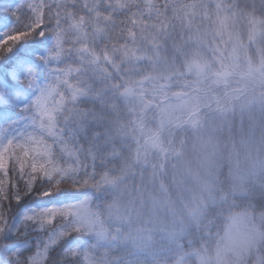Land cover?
<instances>
[{
  "label": "snow or ice",
  "instance_id": "obj_1",
  "mask_svg": "<svg viewBox=\"0 0 264 264\" xmlns=\"http://www.w3.org/2000/svg\"><path fill=\"white\" fill-rule=\"evenodd\" d=\"M225 0L0 4V264H97L108 117Z\"/></svg>",
  "mask_w": 264,
  "mask_h": 264
},
{
  "label": "trees",
  "instance_id": "obj_2",
  "mask_svg": "<svg viewBox=\"0 0 264 264\" xmlns=\"http://www.w3.org/2000/svg\"><path fill=\"white\" fill-rule=\"evenodd\" d=\"M230 4L247 46L237 69L224 67L226 75L215 62L165 83L151 69L135 95L150 108L134 111L128 99L109 115L96 219L117 238L109 246L96 239L97 264H230L216 256L234 218L257 232L236 264H264V0ZM205 126L214 153L194 148Z\"/></svg>",
  "mask_w": 264,
  "mask_h": 264
},
{
  "label": "rangeland",
  "instance_id": "obj_3",
  "mask_svg": "<svg viewBox=\"0 0 264 264\" xmlns=\"http://www.w3.org/2000/svg\"><path fill=\"white\" fill-rule=\"evenodd\" d=\"M230 1L232 0H225V3L229 4L231 8L227 18L221 13L219 16H215L210 22H206L203 26L204 32L201 30L196 37L192 38V42L186 47L176 52H172L170 58L161 61L154 69H152V72H155L156 76L158 78L160 77V80H164L163 82L165 83V76H171L178 73L183 75H200L203 71H208L211 68L215 69V66H213L215 62L222 70L224 67L229 69V65L237 66L236 69L239 67L238 62L243 55H245L247 46L244 44L241 35L235 33V30L233 29V26L238 21V16L236 15L234 5H231ZM257 26L258 23H255L254 31ZM192 46L193 48L191 49ZM215 51L219 52L215 57L210 59L208 55ZM223 73L227 75L230 72L223 70ZM141 100L140 97L134 96L129 99L128 103L131 107L132 103H136L134 111L136 109L146 112L150 108V104L145 103L140 107ZM124 103L126 104V102ZM212 131V128L205 126L202 131L197 132L195 135L196 144H194V148L196 149L200 147L201 149H206L208 147L209 151L214 153V150L211 149L209 144ZM140 155L141 153L137 154L136 160ZM139 161H142V158H140ZM129 174L130 173L127 172L125 176L122 177V181L126 180L129 177ZM118 184L119 182L114 183L113 185ZM152 201L155 205L151 208H158V199L155 200L153 198ZM97 225L99 235L96 239L102 245H112L116 241L117 233L109 231L108 229L106 231L99 220H97ZM256 237V230L251 229L250 225L245 223L242 219L234 218L216 257L229 260L228 262L230 264H236L237 259L251 248L255 247L257 241ZM138 242L142 243L143 237H140Z\"/></svg>",
  "mask_w": 264,
  "mask_h": 264
}]
</instances>
